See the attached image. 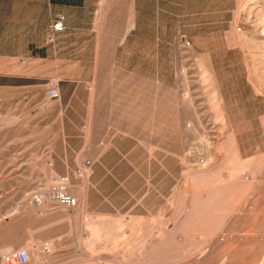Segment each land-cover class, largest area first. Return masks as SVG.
Returning a JSON list of instances; mask_svg holds the SVG:
<instances>
[{"label":"rangeland","instance_id":"rangeland-1","mask_svg":"<svg viewBox=\"0 0 264 264\" xmlns=\"http://www.w3.org/2000/svg\"><path fill=\"white\" fill-rule=\"evenodd\" d=\"M76 15L72 56L0 57V264H264V0Z\"/></svg>","mask_w":264,"mask_h":264},{"label":"crops","instance_id":"crops-1","mask_svg":"<svg viewBox=\"0 0 264 264\" xmlns=\"http://www.w3.org/2000/svg\"><path fill=\"white\" fill-rule=\"evenodd\" d=\"M88 0H0V57L25 59L29 57H69L72 52L71 26L80 24L81 10ZM63 18V34L53 32L54 22ZM9 65V60L7 61ZM4 68L0 67V72ZM72 97L65 101L42 100L43 111L52 113V108L70 104ZM52 115V114H51ZM46 128H55V120L48 119ZM70 161L66 158L68 169ZM67 174L71 175L70 172ZM73 176V173H72ZM74 177V176H73Z\"/></svg>","mask_w":264,"mask_h":264},{"label":"built area","instance_id":"built-area-1","mask_svg":"<svg viewBox=\"0 0 264 264\" xmlns=\"http://www.w3.org/2000/svg\"><path fill=\"white\" fill-rule=\"evenodd\" d=\"M52 30L55 33H60L64 30L63 18L57 19L52 25ZM46 96L49 100L59 99V92L55 86L50 85L47 88ZM68 180L66 178H61L58 181V186L56 187L54 194V200L61 206L66 208H73L77 204L76 198L68 195L66 184ZM5 264H28L29 256L25 251H17L10 253L3 258Z\"/></svg>","mask_w":264,"mask_h":264}]
</instances>
